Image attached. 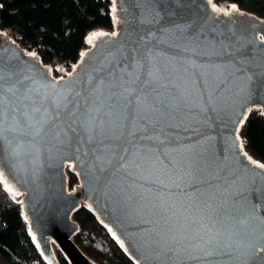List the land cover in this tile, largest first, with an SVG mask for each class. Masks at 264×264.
I'll return each instance as SVG.
<instances>
[{"label": "water", "instance_id": "water-1", "mask_svg": "<svg viewBox=\"0 0 264 264\" xmlns=\"http://www.w3.org/2000/svg\"><path fill=\"white\" fill-rule=\"evenodd\" d=\"M110 14L58 78L0 31V177L43 258L98 264L73 241L84 201L134 264H264V168L239 137L264 112V18L212 0Z\"/></svg>", "mask_w": 264, "mask_h": 264}, {"label": "trees", "instance_id": "trees-1", "mask_svg": "<svg viewBox=\"0 0 264 264\" xmlns=\"http://www.w3.org/2000/svg\"><path fill=\"white\" fill-rule=\"evenodd\" d=\"M227 2L239 10L264 18V0H212ZM0 31L10 29L20 46L38 55L47 66L63 63L69 71L85 47L90 30L112 29L110 11L114 0H0ZM52 78L60 77L49 69ZM259 107H252L239 125L243 147L253 160L264 164V118ZM77 183L68 172V190ZM20 196L7 189L0 177V255L7 264H49L35 243L22 215ZM72 218L79 229L73 241L98 264H134L96 221L86 202L76 208ZM59 264H69L54 245Z\"/></svg>", "mask_w": 264, "mask_h": 264}, {"label": "rangeland", "instance_id": "rangeland-1", "mask_svg": "<svg viewBox=\"0 0 264 264\" xmlns=\"http://www.w3.org/2000/svg\"><path fill=\"white\" fill-rule=\"evenodd\" d=\"M216 6H218L219 8H230L232 5L227 3V2H221L219 4H215ZM13 38V37H12ZM89 46V43L88 42H85V47H83V49H85L86 47ZM25 52L24 54H27V53H34L33 51L27 49V48H24ZM49 66V69L52 71V72H55L56 74H58L59 76H63L65 75L68 70L66 69V66L63 64V63H56V62H53L51 64L48 65ZM0 264H7L6 261L4 260V258L0 255Z\"/></svg>", "mask_w": 264, "mask_h": 264}, {"label": "snow or ice", "instance_id": "snow-or-ice-1", "mask_svg": "<svg viewBox=\"0 0 264 264\" xmlns=\"http://www.w3.org/2000/svg\"><path fill=\"white\" fill-rule=\"evenodd\" d=\"M114 2H115V0H114ZM2 7H3V5L0 4V8H2ZM113 11H115V9H113ZM137 99H139V98H137ZM261 114L264 115V112H262ZM245 119H246V117H245ZM258 167L264 168V164H260V165H258ZM258 251H264V246H260L258 248ZM262 259H264V257H262Z\"/></svg>", "mask_w": 264, "mask_h": 264}, {"label": "built area", "instance_id": "built-area-1", "mask_svg": "<svg viewBox=\"0 0 264 264\" xmlns=\"http://www.w3.org/2000/svg\"><path fill=\"white\" fill-rule=\"evenodd\" d=\"M5 30H7V32H8V34H9L11 40L14 41L15 43H17V42L12 38L13 36H12V34H11V33H12L11 30H10V29H5ZM5 30H3V31H5ZM21 47H22V46H21ZM22 48L24 49V47H22Z\"/></svg>", "mask_w": 264, "mask_h": 264}, {"label": "flooded vegetation", "instance_id": "flooded-vegetation-1", "mask_svg": "<svg viewBox=\"0 0 264 264\" xmlns=\"http://www.w3.org/2000/svg\"><path fill=\"white\" fill-rule=\"evenodd\" d=\"M111 31H113V28L112 29H110Z\"/></svg>", "mask_w": 264, "mask_h": 264}]
</instances>
